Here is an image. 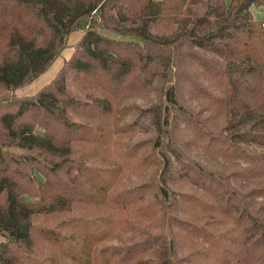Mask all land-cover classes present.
I'll return each mask as SVG.
<instances>
[{"label":"trees","instance_id":"trees-1","mask_svg":"<svg viewBox=\"0 0 264 264\" xmlns=\"http://www.w3.org/2000/svg\"><path fill=\"white\" fill-rule=\"evenodd\" d=\"M262 5L0 0V264H264Z\"/></svg>","mask_w":264,"mask_h":264},{"label":"rangeland","instance_id":"rangeland-1","mask_svg":"<svg viewBox=\"0 0 264 264\" xmlns=\"http://www.w3.org/2000/svg\"><path fill=\"white\" fill-rule=\"evenodd\" d=\"M229 1V0H227ZM252 14L254 18L257 20H263L264 21V5L262 6H252L251 7ZM106 35H112L111 33H108L106 30H101ZM83 35L82 30H77L72 32L68 39H67V45L65 49L62 51V53L56 58V60L52 63V65L48 68V70L42 74L40 77L33 80L31 83H28L21 88L17 89L15 93L18 96H33L35 95L41 88L45 87L46 85L50 84L53 79L58 74V71L61 69V66L63 65L64 61L69 59L72 54L74 53L76 46L81 39ZM205 82V84H208L207 80H202ZM161 83V82H158ZM9 93L4 92L0 94V98L7 96ZM160 95V88H153L151 91L150 98L153 99V101H156L159 98ZM181 100L187 107V110L194 112H202L204 116H209L206 109H205V103L202 101V99H198L197 97H194L192 95V92L189 88L186 89L185 93L181 95ZM134 103L138 105H143L142 99H137ZM192 151L194 156L197 157V159L202 162L204 165L210 167V168H218L219 164L218 161H212L210 159H207V156L205 155L204 151L200 149L199 147H196L193 145ZM195 157V158H196ZM229 164H232L231 162H228ZM236 166L232 165L230 169H228V172H232L235 170ZM57 221V220H56Z\"/></svg>","mask_w":264,"mask_h":264}]
</instances>
